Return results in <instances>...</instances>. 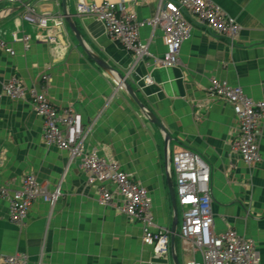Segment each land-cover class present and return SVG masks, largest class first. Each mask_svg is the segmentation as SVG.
Returning a JSON list of instances; mask_svg holds the SVG:
<instances>
[{
	"label": "crops",
	"instance_id": "1",
	"mask_svg": "<svg viewBox=\"0 0 264 264\" xmlns=\"http://www.w3.org/2000/svg\"><path fill=\"white\" fill-rule=\"evenodd\" d=\"M28 1L47 14L46 25L22 18ZM80 1L100 0L66 2L82 43L63 17V0L0 2V42H5L0 46V187L19 189L25 176L34 175L49 190L61 187L62 192L54 204L36 199L22 224L11 221L9 202L0 198V259L21 252L29 264H176L175 255L179 264L201 260L180 235V206L171 245L175 211L168 162L176 190L173 155L190 149L211 167L212 232L233 229L253 239L264 264V115L257 135L261 159L249 165L233 148L239 121L232 104L209 92L211 78L218 77L264 101V0H213L241 25L233 41L190 14L192 32L182 45L181 63L170 67L156 65L151 57L136 60L109 36L103 21L77 13ZM111 1L143 20L156 14L162 0ZM140 39L163 57L162 27H142ZM119 75L170 133L168 158L163 130L126 88L117 90ZM12 77L44 92L60 110L82 116L87 135L80 154L45 142L44 119L30 98L6 94L4 85ZM85 155L113 160L148 190L157 226L171 231L168 254L160 256L145 244L142 223L118 208L122 198L113 184L108 187L118 206L100 204L99 183H90L81 165Z\"/></svg>",
	"mask_w": 264,
	"mask_h": 264
},
{
	"label": "built area",
	"instance_id": "2",
	"mask_svg": "<svg viewBox=\"0 0 264 264\" xmlns=\"http://www.w3.org/2000/svg\"><path fill=\"white\" fill-rule=\"evenodd\" d=\"M26 1L0 0L10 4H25ZM77 13L103 21L109 36L131 51L136 60L151 57L156 65L165 67L181 63L182 45L192 32L190 14L198 17L208 29L232 41L241 30V25L233 17L227 16L213 0H162L156 14L143 20L138 19L137 14L128 10L125 5L111 0L80 1ZM22 18L35 25H46L49 19L46 13L40 14L30 4L25 5ZM147 25L163 28L167 50L162 58L156 57L150 51L149 43L140 39V30ZM0 46L5 47V42L1 41ZM7 50L14 53L11 48ZM43 78L47 79L48 76ZM116 85L117 90L124 88L119 81ZM4 89L13 99L30 98L34 109L44 119L43 136L48 145L68 150L72 156L81 153L87 132L79 113L70 108L60 110L44 92L28 87L18 77L9 79ZM209 92L232 104L239 121L233 148L240 152L247 164L257 163L261 159L257 135L260 119L264 115V101L253 100L242 87L218 77L211 78ZM172 162L176 176L177 203L183 211L180 235L201 254V260L194 259L190 264H260V254L253 239L246 238L233 229L220 234L212 232L214 214L209 163L202 155L190 149L178 150L173 155ZM81 165L90 174V183H99L100 204L117 205L114 193L108 187V184H113L122 198V204L117 205L118 208L130 219L142 223L145 244L153 246L155 253L160 256L168 254L171 231L157 226L148 190L109 158L85 155ZM61 195V187L51 191L34 175L25 176L19 189L0 187V198L9 202L10 219L18 224L25 222L36 199L41 198L54 204ZM0 264H29V256L16 252L3 256Z\"/></svg>",
	"mask_w": 264,
	"mask_h": 264
},
{
	"label": "water",
	"instance_id": "3",
	"mask_svg": "<svg viewBox=\"0 0 264 264\" xmlns=\"http://www.w3.org/2000/svg\"><path fill=\"white\" fill-rule=\"evenodd\" d=\"M31 1L26 2V4L30 3ZM66 2L67 0H63V4H64V12H63V17L65 19V21L69 24V26L71 27L72 31L74 32V34L76 35V37L80 40V42L82 43V38L80 35V32L77 28V26L74 23V19L73 16L67 11L66 9ZM96 61L101 64L102 66H104L107 69H111L110 65L105 62L104 60H102L99 57H95ZM118 81L121 82L124 86V88H126V90L130 93V95L135 99V101L138 103V105L142 108L143 112L145 113V115L147 116V118L152 122L157 124L164 132L165 134V144H166V148H167V158L169 157V146L170 143L172 141V137L170 135V133L168 132L167 128L164 126V124L162 123V121L150 110H148L143 104L142 102L139 100V98L137 97L135 91L133 90L132 86L124 80V78L122 76H118ZM168 182H169V187H170V191H171V195H172V201H173V207H174V211H175V222H174V226L172 229V236H171V245L172 247H174L175 244V239H176V235H177V220H178V213H179V207H178V203H177V196H176V191H175V184H174V180H173V176H172V168L168 162ZM175 260H176V264H179L178 261V257L175 255Z\"/></svg>",
	"mask_w": 264,
	"mask_h": 264
},
{
	"label": "rangeland",
	"instance_id": "4",
	"mask_svg": "<svg viewBox=\"0 0 264 264\" xmlns=\"http://www.w3.org/2000/svg\"><path fill=\"white\" fill-rule=\"evenodd\" d=\"M182 213H183V211L181 210V211H180V215H182Z\"/></svg>",
	"mask_w": 264,
	"mask_h": 264
}]
</instances>
